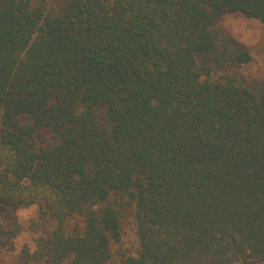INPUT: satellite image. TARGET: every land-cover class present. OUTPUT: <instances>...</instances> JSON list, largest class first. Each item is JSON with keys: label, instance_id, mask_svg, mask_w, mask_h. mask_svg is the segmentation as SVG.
<instances>
[{"label": "trees", "instance_id": "obj_1", "mask_svg": "<svg viewBox=\"0 0 264 264\" xmlns=\"http://www.w3.org/2000/svg\"><path fill=\"white\" fill-rule=\"evenodd\" d=\"M217 11L264 25V0H0V247L36 204L25 264H264V80Z\"/></svg>", "mask_w": 264, "mask_h": 264}, {"label": "rangeland", "instance_id": "obj_2", "mask_svg": "<svg viewBox=\"0 0 264 264\" xmlns=\"http://www.w3.org/2000/svg\"><path fill=\"white\" fill-rule=\"evenodd\" d=\"M214 16L216 22L230 32L233 43L247 50L251 56V62L243 66L239 74L246 79L264 80V25L257 20L224 11L214 12ZM48 136V132L42 131L36 136V140L43 145L48 141ZM4 226L2 231L6 234L7 243L0 247V264H25L26 256L36 249L37 238L50 230L48 215L36 204L17 210L13 221L4 223ZM122 238L128 250L135 248L132 226L125 228Z\"/></svg>", "mask_w": 264, "mask_h": 264}]
</instances>
